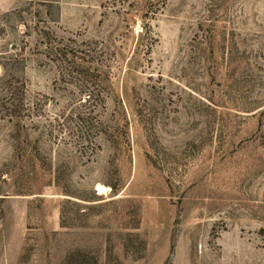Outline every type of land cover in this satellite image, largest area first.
Returning a JSON list of instances; mask_svg holds the SVG:
<instances>
[{
    "label": "rangeland",
    "instance_id": "obj_1",
    "mask_svg": "<svg viewBox=\"0 0 264 264\" xmlns=\"http://www.w3.org/2000/svg\"><path fill=\"white\" fill-rule=\"evenodd\" d=\"M0 64V264H264V0H0Z\"/></svg>",
    "mask_w": 264,
    "mask_h": 264
},
{
    "label": "trees",
    "instance_id": "obj_2",
    "mask_svg": "<svg viewBox=\"0 0 264 264\" xmlns=\"http://www.w3.org/2000/svg\"><path fill=\"white\" fill-rule=\"evenodd\" d=\"M94 81L87 82V96L84 99V107L81 110H77L76 115L81 122L71 129L72 134L76 137V140L82 144V148L85 151H95L98 145L97 135L100 131V127L97 124L98 111L100 106L105 105V98H101V102L98 100ZM89 156L90 153L88 152ZM116 193V192H114Z\"/></svg>",
    "mask_w": 264,
    "mask_h": 264
},
{
    "label": "bare ground",
    "instance_id": "obj_3",
    "mask_svg": "<svg viewBox=\"0 0 264 264\" xmlns=\"http://www.w3.org/2000/svg\"><path fill=\"white\" fill-rule=\"evenodd\" d=\"M98 188H99V191H100L101 193L105 190V186H103V185H101V184H99Z\"/></svg>",
    "mask_w": 264,
    "mask_h": 264
},
{
    "label": "built area",
    "instance_id": "obj_4",
    "mask_svg": "<svg viewBox=\"0 0 264 264\" xmlns=\"http://www.w3.org/2000/svg\"><path fill=\"white\" fill-rule=\"evenodd\" d=\"M0 69H1V64H0Z\"/></svg>",
    "mask_w": 264,
    "mask_h": 264
}]
</instances>
